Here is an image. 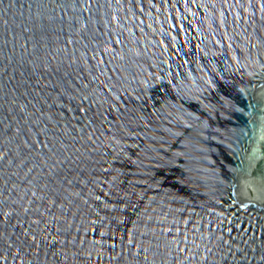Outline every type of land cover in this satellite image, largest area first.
<instances>
[{
  "label": "water",
  "instance_id": "water-1",
  "mask_svg": "<svg viewBox=\"0 0 264 264\" xmlns=\"http://www.w3.org/2000/svg\"><path fill=\"white\" fill-rule=\"evenodd\" d=\"M253 4L0 0V264H262Z\"/></svg>",
  "mask_w": 264,
  "mask_h": 264
},
{
  "label": "snow or ice",
  "instance_id": "snow-or-ice-1",
  "mask_svg": "<svg viewBox=\"0 0 264 264\" xmlns=\"http://www.w3.org/2000/svg\"><path fill=\"white\" fill-rule=\"evenodd\" d=\"M185 2H187V0H185ZM237 2H239V0H237ZM248 2V5L250 7H253L255 8L256 7V4H253V0H247ZM257 4H259V8L261 11H264V3H261V0H257ZM241 8L243 9V4H241ZM256 13H251V15H255ZM238 15V14H237ZM201 23H203V21H201ZM174 27H176L174 25ZM165 35H167V33H165ZM217 43H219V41H217ZM26 144H28V141H25ZM50 142H46L44 141L43 139H38L35 144H28L29 148H35V147H43V148H48V144ZM48 151L51 153L52 152V149L51 148H48ZM3 157H0V159H2ZM29 171H31V169H29ZM97 199H100V197H97ZM33 239H35V237H33ZM129 243L131 244V241H129ZM2 259V258H0ZM260 260L262 262V264H264V256L260 257Z\"/></svg>",
  "mask_w": 264,
  "mask_h": 264
}]
</instances>
